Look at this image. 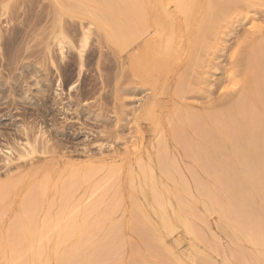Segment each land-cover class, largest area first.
Segmentation results:
<instances>
[{
	"label": "bare ground",
	"instance_id": "1",
	"mask_svg": "<svg viewBox=\"0 0 264 264\" xmlns=\"http://www.w3.org/2000/svg\"><path fill=\"white\" fill-rule=\"evenodd\" d=\"M50 1L57 25L53 46L47 44L51 62L54 46L60 59L66 51L75 50L78 80L85 48L95 32L126 52L130 72L150 97L140 109L134 108L133 117L143 116L150 124L155 151L146 149L145 158L135 161L136 169L128 163L123 177L116 167L104 172L98 165L83 173L64 170L62 176L44 170L36 181L26 171L33 177L25 181L22 192L18 193L20 186L10 190L18 199L16 212L6 228L0 225L5 229L0 232V255L5 264H264V29L256 23L264 0ZM237 2L244 3L245 14L234 10ZM73 22L80 26L78 44L66 27ZM242 24H249L255 35L247 41L243 81L238 83L231 70L227 75L228 82L241 87L236 102L219 113L176 109L157 115L156 107L163 103L157 97L162 95L173 65L189 64L199 46L211 69L219 70L217 59L226 52L229 36ZM199 62L194 61L198 66ZM209 79L205 76L200 83L210 87ZM175 81L173 96L178 97L184 94L185 80L178 76ZM166 87L168 91L170 86ZM184 126L192 130L190 136L182 132ZM168 134L189 158L186 170L171 156ZM37 137H26L18 147L7 144L0 148L2 164L10 168L31 158L39 149ZM98 146L101 149L103 144ZM99 153L98 163L105 155L102 150ZM5 190L0 192L1 203L8 199ZM125 196L128 206L123 210ZM39 207H44V214L38 226ZM2 214L1 219L5 211ZM211 217L218 231L209 223ZM123 226L138 235L142 247L130 244L128 251L123 249ZM184 239L187 250L181 249Z\"/></svg>",
	"mask_w": 264,
	"mask_h": 264
},
{
	"label": "rangeland",
	"instance_id": "2",
	"mask_svg": "<svg viewBox=\"0 0 264 264\" xmlns=\"http://www.w3.org/2000/svg\"><path fill=\"white\" fill-rule=\"evenodd\" d=\"M51 4L50 0H0V13L6 9L5 15L0 16V148H4L7 144H14L18 147V144L26 137L33 138L35 135L38 136L37 146L39 148L36 155L33 154L31 158L19 161L10 168L0 161V192L5 189L9 192H5L8 199H2L3 202H0V207L2 204L6 206L1 207L5 214L4 211L0 212L5 215V218L3 216L2 219L0 218V225H3V228L8 226L10 218L16 212L18 199L11 194V191L17 190L20 186L18 193L22 192L24 189L21 187L25 188V181L29 177L34 176V181H36L44 170L53 171L61 176L68 169L83 173L89 167L95 169L97 165L104 172L116 167L117 173L123 177L129 166L137 168L139 158L141 160L142 156L144 159L146 151L152 153L155 151L153 150L155 148L151 147L156 137L150 124L147 120H143L145 119L143 116H141L143 119L140 115L137 118L133 117L137 113L134 108L140 109L150 97H148L149 93L144 91V85L130 72L125 62L126 52H120L106 42L101 35H94L95 32L85 48L84 65L77 80L79 66L75 50L66 51L65 58L60 59L54 46L53 63L47 54V44L53 46L52 38L57 34V29H55L57 25L54 21L55 12ZM234 10L241 14L247 11L243 2H237ZM261 10L259 9L256 15V23L261 24V28L264 29V8ZM66 27L74 44H78L80 26L77 22H73V24H67ZM250 29L249 24L238 25L234 33L229 36L226 42V52L217 59L219 70L211 69L210 62L205 59L199 46L191 55L192 61L189 64H185L184 61L179 62L182 65L175 63L176 65L174 64L173 69L169 71L162 95L158 94L161 96L157 97L158 103L163 102L159 104L162 110L156 107L155 113L166 115L176 109L191 110L190 112L195 113L208 109L210 112L219 113L231 107L241 95V87H234L228 82L227 75L231 70L238 83L243 81L249 50L247 41L249 43L254 37L253 34L255 35L254 30ZM196 59L201 61L198 63L199 66L194 63ZM172 70L176 73L171 72ZM183 71L187 75H184ZM178 76L183 77L185 81L182 83L184 94L177 97L173 96V93L176 85L175 78ZM205 76L211 78L209 80L213 85L210 87L205 82L200 83ZM59 80L60 87L57 88ZM166 86H170L168 91ZM207 88L212 90L209 96L207 95L208 97L206 94L210 90ZM186 107L188 109L184 110ZM191 131L187 126L182 129V132L188 136L192 134ZM167 138L171 156L176 158L182 170H186L190 164L189 158L182 154L183 149L177 142L169 140L171 138L169 134ZM132 139H138L135 140L139 142L138 150H135L136 147L133 145L137 143L134 144ZM99 144H103L101 149H99ZM131 146L134 148L131 149ZM100 150L103 155L105 154L104 162L98 163L97 155L100 154ZM2 157L0 153V158ZM26 171L33 176L26 175ZM263 174H261L262 177ZM11 196L14 198H10ZM122 201L123 209L128 206L126 196ZM42 208H38L35 218L38 226L43 220ZM116 214L114 216L118 220L120 212ZM212 219L213 217L209 218V223L213 230L218 231ZM119 220L125 221L123 218ZM3 228L0 229L1 233L5 230ZM122 229L124 232L121 231V239L124 250L128 251L130 244L135 245V248L142 247L136 233L125 229L124 226ZM1 233L2 237L3 233ZM221 237L224 238L222 234ZM124 238L127 241L123 240ZM124 241L127 243L126 247L129 248L126 249ZM181 249L187 250L186 239L182 241ZM142 250L141 248L140 252ZM0 264H5L1 255Z\"/></svg>",
	"mask_w": 264,
	"mask_h": 264
}]
</instances>
